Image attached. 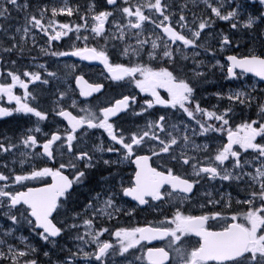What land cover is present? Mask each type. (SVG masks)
I'll list each match as a JSON object with an SVG mask.
<instances>
[{"label": "snow or ice", "instance_id": "obj_1", "mask_svg": "<svg viewBox=\"0 0 264 264\" xmlns=\"http://www.w3.org/2000/svg\"><path fill=\"white\" fill-rule=\"evenodd\" d=\"M0 264H264V0H0Z\"/></svg>", "mask_w": 264, "mask_h": 264}, {"label": "flooded vegetation", "instance_id": "obj_2", "mask_svg": "<svg viewBox=\"0 0 264 264\" xmlns=\"http://www.w3.org/2000/svg\"><path fill=\"white\" fill-rule=\"evenodd\" d=\"M59 19L63 20L64 18L61 17ZM86 79H87V76H86ZM206 87L209 90H211L212 88H214V85L210 84V85H207ZM18 92H19V90H18ZM160 93H161V95L163 97H166L167 96V93L164 92L163 89L160 90ZM4 127L5 128H8V129H14L16 127V124H15V122H13V123L4 125ZM130 171L131 170L129 169V172ZM155 215H157V213H153V212H143V213H139V215L135 219H132V220H129L128 217H124L120 221V223L121 224H126V225L130 224L131 226H142L146 220H151L153 218V216H155ZM193 240H195V238H193ZM153 245L162 246V242H160V241H153L152 244H150L148 246L151 247Z\"/></svg>", "mask_w": 264, "mask_h": 264}, {"label": "rangeland", "instance_id": "obj_3", "mask_svg": "<svg viewBox=\"0 0 264 264\" xmlns=\"http://www.w3.org/2000/svg\"><path fill=\"white\" fill-rule=\"evenodd\" d=\"M253 80V82H255V80L254 79H252Z\"/></svg>", "mask_w": 264, "mask_h": 264}, {"label": "bare ground", "instance_id": "obj_4", "mask_svg": "<svg viewBox=\"0 0 264 264\" xmlns=\"http://www.w3.org/2000/svg\"><path fill=\"white\" fill-rule=\"evenodd\" d=\"M81 2V1H80ZM82 4L84 3V2H81Z\"/></svg>", "mask_w": 264, "mask_h": 264}]
</instances>
